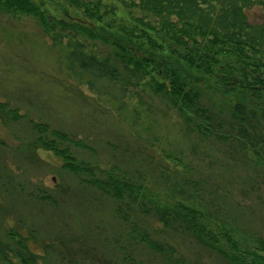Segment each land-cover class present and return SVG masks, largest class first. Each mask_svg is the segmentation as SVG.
<instances>
[{"label": "rangeland", "instance_id": "obj_1", "mask_svg": "<svg viewBox=\"0 0 264 264\" xmlns=\"http://www.w3.org/2000/svg\"><path fill=\"white\" fill-rule=\"evenodd\" d=\"M35 1L56 17H76L63 0ZM104 1L124 14L120 0ZM247 13L254 23L264 18L259 6ZM82 41L99 55L114 53L98 41ZM198 79L200 106L227 123V105L237 96ZM127 89L128 111H119L73 77L65 51L35 19L0 12V264H19L18 242L35 264H167L140 242L141 232L174 246L189 264H229L190 235L164 228L154 215L61 168L60 158L36 144L34 122L48 127V139L60 131L81 143L55 139L96 176H123L148 195L205 212L246 246L264 245V141L255 150L198 133L163 95L143 85ZM252 134L257 142L264 138L262 119Z\"/></svg>", "mask_w": 264, "mask_h": 264}, {"label": "trees", "instance_id": "obj_2", "mask_svg": "<svg viewBox=\"0 0 264 264\" xmlns=\"http://www.w3.org/2000/svg\"><path fill=\"white\" fill-rule=\"evenodd\" d=\"M63 1L76 17L51 15L35 0H0V12L35 19L52 43L65 51L73 77L95 95L114 101L119 111L126 110L128 86L143 85L163 95L188 129L234 139L255 150L264 141L249 135L260 119L264 121V18L254 23L247 13L254 6L264 13V0H120L124 14L104 0ZM82 39L108 45L114 53L99 55L88 50ZM198 77H207L237 96L227 105V123L216 122L215 115L200 106L204 90ZM228 126L230 130L222 134L215 131ZM32 127L38 134L36 144L60 158L61 168L85 175L84 181L101 193L135 204L164 228L190 235L229 264H264L263 243L246 246L205 212L148 195L123 176H96L93 168L76 161L68 144L56 140L81 143L60 131L46 138L48 127L43 123L34 122ZM139 235L140 242L167 264H189L174 246L146 232ZM18 243L23 250L17 253L19 264H35V255Z\"/></svg>", "mask_w": 264, "mask_h": 264}]
</instances>
